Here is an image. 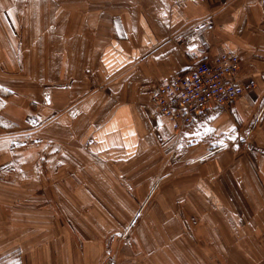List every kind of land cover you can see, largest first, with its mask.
Masks as SVG:
<instances>
[{
  "label": "crops",
  "instance_id": "obj_1",
  "mask_svg": "<svg viewBox=\"0 0 264 264\" xmlns=\"http://www.w3.org/2000/svg\"><path fill=\"white\" fill-rule=\"evenodd\" d=\"M34 1L25 9L19 2L13 5L0 0V169L6 165L10 129L39 133L36 129L43 127L41 138L48 142L89 143L90 153L109 164L105 174L110 176L125 170L130 175L137 170L151 175V169L160 173L171 150L176 151L174 157H183L182 148L191 143L194 146L186 149V155L194 160L193 165L207 163V180L215 178V172L219 177L238 174L240 191H251L249 169L257 178L255 192H264V0H180L184 1L181 7H172V0H63L61 9L55 8L54 0ZM58 28L62 34L56 40ZM57 43L63 49L58 62ZM19 47L26 48L25 61ZM226 52L240 56V82L253 81L256 89L230 112L208 113L179 140L170 125L147 106L150 95L198 62L212 61ZM71 127L82 129L73 143L68 139ZM59 129L63 137L57 134ZM230 132L239 137L250 134L255 145L251 167L247 155H241L231 164L233 174L227 162L230 154L226 147L219 148ZM36 155V151L31 153L32 159ZM82 165L80 174L85 175ZM16 172L20 189L0 182V264H13L10 260L15 255H20V263L14 264H40L38 257L43 256L46 264H76L70 256L68 233L62 234L67 242L60 263H55V244L47 242L39 248L40 238H54L49 212L32 208L37 188L29 178L33 168L21 167ZM158 182L137 215L150 207L158 209L159 215L149 212L136 240H157L159 246L162 241L183 237L178 217L165 210L182 203L153 201L157 191L163 190V179ZM203 185L201 191L211 202L225 203L216 194L224 191L225 184L221 188L213 182ZM24 196L29 199L22 201ZM16 201L22 204L15 205ZM256 201L258 208L264 207V198ZM10 204L13 209L8 215ZM154 224L159 225L158 231ZM172 224L177 230L167 231ZM227 242L222 238L213 252L227 254ZM172 248L140 247L136 264H166ZM79 260L78 264H88L85 256Z\"/></svg>",
  "mask_w": 264,
  "mask_h": 264
},
{
  "label": "rangeland",
  "instance_id": "obj_2",
  "mask_svg": "<svg viewBox=\"0 0 264 264\" xmlns=\"http://www.w3.org/2000/svg\"><path fill=\"white\" fill-rule=\"evenodd\" d=\"M9 1L13 5L19 2V5L21 4L25 9L37 2L8 0V3ZM53 3L55 8L61 9L64 1L54 0ZM170 5L181 7L184 1L172 0ZM60 28L55 31L56 40L61 39ZM19 48L25 57L26 48ZM50 49L52 50L49 47ZM15 51L18 52L16 48ZM54 53L56 62L63 59L60 43L54 47ZM23 56L25 61L27 57ZM59 66L56 65L55 68ZM6 93L10 94L7 90ZM56 123L57 127L62 128L61 123ZM10 130L8 138L11 144L4 158L6 165L0 169V182L20 189L22 184L16 171L21 167L33 168L34 173L29 178L37 188L34 191L32 208L38 213L48 210V225L52 226L54 236L47 241L42 237L38 244L40 249L45 247L47 242L55 244V263H60L63 258L62 247L65 246L67 239L64 241L62 234L68 233L71 238L69 239L70 256L74 258L76 264L83 256L88 264H136L139 253L137 250L140 247H173L172 252L167 253L166 264H264V207L258 208L259 202L256 201L264 198L262 197L264 192H255L257 178L255 180L251 170L248 169V179L252 182V190L247 192L240 191L238 174L219 177L215 172V178L212 179L210 176L211 180H207L206 174H209L207 163L204 164L205 166L200 163L192 164L194 160L190 159L189 154L186 155L189 152L186 149L194 144L188 143L182 148L183 157L182 155L180 158L174 157L175 150L168 153L166 168L163 167L160 173L151 169V175H147L138 173L139 171L146 173L147 170H137L133 173L130 170L132 173L130 175L125 170L110 176L105 174L110 171L109 164L98 160L90 153L89 143L65 145L48 142L41 138V135H44L43 127L36 129L39 133H36V130V132L29 130L22 133L18 129ZM81 130L71 127V136L68 137V139L72 138L71 143ZM57 132L61 137L64 136L62 130L59 129ZM37 136L41 139H37ZM254 146L250 134L239 137L230 132L226 136L225 143H221L219 148L226 147L225 151L230 154L227 159L229 167L238 161V157L245 154L248 157L247 166L251 167L249 159ZM35 151L36 158L32 159L31 153L34 154ZM64 151H71V154L65 156ZM82 164L86 166L85 175L80 174V171L84 170ZM233 168H230L231 174L234 173H232ZM162 179L163 190L157 191L153 201L166 199L182 203L178 208L165 210L168 215L178 217L177 227L183 239L162 241L158 246L160 241L149 240L143 243L136 238L142 231L143 221L149 212L157 216L159 210L150 207L141 216L137 214L143 211V202ZM210 182L218 185L219 187L216 186L218 188L223 184L227 186L224 191L216 193L219 200L225 201L222 206L211 202L201 191V187L205 189L203 184ZM71 185L73 188L70 189ZM80 187L83 188V192H78ZM216 194L215 202L218 200ZM21 199L26 201L29 198L24 196ZM68 201L71 203L69 204ZM79 202H81L80 206L77 207L76 203ZM18 203L21 201H16L15 205ZM18 207L20 208V205ZM6 209L8 215H11L13 204L8 205ZM152 226L158 231V224ZM174 226L176 225L172 224L167 231H176ZM222 238L229 241L227 242L229 250L225 255L213 252L214 244ZM38 259L40 264H46V257H38ZM11 261L13 264L20 263V255L13 256Z\"/></svg>",
  "mask_w": 264,
  "mask_h": 264
},
{
  "label": "built area",
  "instance_id": "obj_3",
  "mask_svg": "<svg viewBox=\"0 0 264 264\" xmlns=\"http://www.w3.org/2000/svg\"><path fill=\"white\" fill-rule=\"evenodd\" d=\"M242 62L237 53L226 52L212 61H200L157 87L147 106L172 128L177 138L200 123L210 112H230L255 83L240 82Z\"/></svg>",
  "mask_w": 264,
  "mask_h": 264
}]
</instances>
